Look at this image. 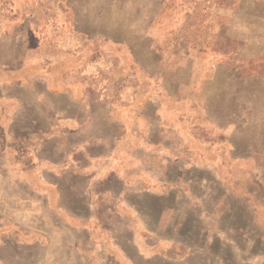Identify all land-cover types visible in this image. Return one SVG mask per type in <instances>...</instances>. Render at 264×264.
<instances>
[{
	"label": "rangeland",
	"instance_id": "1",
	"mask_svg": "<svg viewBox=\"0 0 264 264\" xmlns=\"http://www.w3.org/2000/svg\"><path fill=\"white\" fill-rule=\"evenodd\" d=\"M0 264H264V0H0Z\"/></svg>",
	"mask_w": 264,
	"mask_h": 264
},
{
	"label": "crops",
	"instance_id": "2",
	"mask_svg": "<svg viewBox=\"0 0 264 264\" xmlns=\"http://www.w3.org/2000/svg\"><path fill=\"white\" fill-rule=\"evenodd\" d=\"M85 63V62H84ZM83 63V60L80 62V63H78L77 65H75V64H72L71 62H70V60L68 59V58H58V59H56L55 61H53V63H52V68L53 69H55V72L56 73H59V70H61V69H64V68H66L67 66H69V67H71L72 65H74V66H77V67H79V65H82V64H84ZM76 67V68H77ZM24 69H26V71H29L28 70V68H24ZM84 73H89V72H84ZM58 83H60L59 81H57ZM72 85H76L75 83L74 84H72ZM79 84H77L76 86H78ZM75 93H76V91H75ZM82 93V92H81ZM75 95V94H74ZM59 113H62L63 114V117L64 118H66V119H69V118H72L73 116H74V114H75V112L76 111H74V112H72V113H66V112H64V109H58L57 110ZM133 128V127H132ZM132 130H128V133H130ZM121 136L122 135H119V136H116V137H109V136H105L104 135V137H105V139H111V141H113V140H115L116 139V141H118V140H120V138H121ZM97 139H99V138H97ZM86 145V142H83V144H82V146H83V148H85L86 149V147H84ZM80 146H78V148H79ZM73 149H77V146H74L73 147ZM87 149H89V150H91V148H89V147H87ZM54 150V149H53ZM68 150H72V147L70 148V147H68ZM56 151H61V150H56ZM55 151V152H56ZM84 151V150H83ZM55 152H54V154H55ZM69 152V151H68ZM67 155H68V153H66ZM139 154V149H138V152H137V155ZM105 156V155H104ZM98 157V155L97 156H92V155H90V156H85L84 158H83V160H84V163H83V165L81 166V167H84L86 164H87V162H88V160L90 159V158H97ZM56 158H55V156H52L51 157V161L54 163L55 161H57V160H55ZM139 159H140V157L138 158V157H133V165H134V163L136 164V165H138V162H139ZM78 159L76 158V157H73V159L71 160V162L72 163H77L76 161H77ZM141 160V159H140ZM139 163H141V161L139 162ZM77 165H79L80 166V163L78 162L77 163ZM110 165H111V163H110ZM110 165H108L109 167H110ZM108 166H106V167H102V168H99L98 169V172H97V174L94 176V179L95 180H98V181H100V180H102V179H104V177H105V175H107V173H109V171H110V168H108ZM111 169H113L112 167H111ZM137 169L138 170H140V168H136L135 169V171H137ZM134 171V170H133ZM123 171H121L120 173L121 174H119V178L121 179V180H124V178H128V177H130V175H132V174H130V171H127V172H123ZM81 173H83L84 174V172H81ZM80 172H75V170H67L66 172H64L63 173V176H66V179L68 178V176H74L75 178H73L74 180H82V181H84V182H86L87 180H89L90 178L89 177H87V176H85V174L83 175V174H81ZM120 175H121V177H120ZM149 180L151 181V177H149ZM58 188L60 189V186H58ZM127 190V192H129L130 191V189L129 188H127L126 189ZM93 210H94V208H93ZM92 210V211H93ZM91 211V212H92ZM167 212H165V211H163V215L165 216V214H166ZM92 216V215H91ZM158 224H159V226L160 225H162L163 223H164V220H159V222H157ZM93 228V227H92ZM130 229V228H129ZM132 230V229H131ZM133 231V233H132V237H133V240L135 241V243H136V248H137V252L138 253H144V248H148L150 251H151V234L153 235L154 234V231H152V228H151V226L149 225V226H147L145 223H143L141 220H139V222H138V224H137V229H135V231L134 230H132ZM146 233H148L149 234V237H148V240L149 241H141L140 240V238L141 237H143L144 236V234H146ZM97 236V235H96ZM98 237V236H97ZM165 240H167L168 242H171V243H175V242H177V240L176 239H174V238H168V239H165ZM176 240V241H175ZM178 241H179V239H178ZM180 242V241H179Z\"/></svg>",
	"mask_w": 264,
	"mask_h": 264
}]
</instances>
